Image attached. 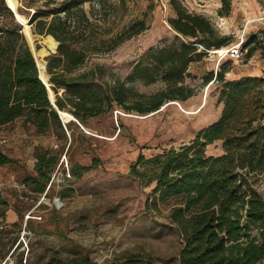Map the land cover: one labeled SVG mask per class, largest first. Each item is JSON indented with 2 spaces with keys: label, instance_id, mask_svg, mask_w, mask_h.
Wrapping results in <instances>:
<instances>
[{
  "label": "rangeland",
  "instance_id": "374dc122",
  "mask_svg": "<svg viewBox=\"0 0 264 264\" xmlns=\"http://www.w3.org/2000/svg\"><path fill=\"white\" fill-rule=\"evenodd\" d=\"M62 2L5 0L6 6L13 4L23 36L22 27L29 22L31 31L26 37L45 57V70L47 57L57 51L45 46V35L34 33L30 19L37 10L54 8ZM181 2L190 12L207 16L221 35L230 37L229 45L211 49L202 60L190 64L183 84L195 88L196 95L185 102H167L147 115L129 113L114 105L112 110L89 118L86 124L67 112L66 124H74L73 133L65 127L66 137L52 131L39 134L23 119L10 124L7 130L0 128V136L9 141L15 137L10 145L0 147L16 160L0 166V264L7 259L6 264H40L54 254L64 259L88 255L98 264L136 254L152 258L156 264H179L183 242L170 220L176 201L170 199L154 208V184H146L148 178L140 181L133 177L131 165L140 153L152 158L164 149L189 143L201 128L221 117V83L203 85L205 74L217 71L228 60L233 61V69L227 78L238 76L235 68L264 64L261 48L249 59L224 53L253 33L264 39V0H230L228 15L219 12L222 0ZM84 7L91 24L77 32L78 47L87 54L78 73L95 70L97 81L105 88L124 85L134 94L152 95L167 89L169 84L164 80L145 84L133 78L132 72L139 62L152 66L150 54L155 49L179 48L184 40L168 23L174 16L170 0H94ZM141 22L147 26L144 31L112 47L115 38ZM11 24L8 13L0 17L3 29L11 28ZM63 91L60 88V94ZM37 146L51 148L60 158L49 194L38 197L28 191L26 183L29 175L35 174ZM206 152L222 155L223 141L208 145ZM257 188L264 197V177Z\"/></svg>",
  "mask_w": 264,
  "mask_h": 264
},
{
  "label": "trees",
  "instance_id": "16d2710c",
  "mask_svg": "<svg viewBox=\"0 0 264 264\" xmlns=\"http://www.w3.org/2000/svg\"><path fill=\"white\" fill-rule=\"evenodd\" d=\"M87 2L94 0H63L59 6L39 9L32 15L34 33L45 35V46L57 49L47 57L46 73L45 57L26 37L31 31L29 22L22 27L23 36L13 4L6 6L5 0H0V17L8 13L12 23L6 30L0 26V128L23 119L39 134L52 131L66 137L58 110L65 120L68 112L86 124L89 118L112 110L114 105L129 113L147 115L167 102H185L197 94L195 88L183 84L190 64L202 60L211 49L220 50L230 43V37L221 35L207 16L190 12L181 0H170L174 16L168 23L184 40L179 48L155 49L150 54L152 66L139 62L132 72L133 78L145 84L164 80L169 84L167 89L152 95L134 94L124 85L108 89L97 81L95 70L77 72L87 56L78 47L77 33L91 24L84 7ZM230 7V0H222L220 14L228 15ZM146 28L144 22L133 25L113 40L112 47ZM242 44L248 49L246 59L259 48L264 57V39L259 34H251ZM232 69L233 61L228 60L217 71L203 76V85L221 83L218 101L223 111L217 121L201 128L189 143L164 149L152 158L140 153L131 165L133 177L140 181L148 178L146 184H154V208L170 199L176 201L170 220L183 242L179 264H264V197L257 188L264 177V77L228 79L226 75ZM40 77L46 84L49 80L57 108ZM60 88H64L62 94ZM73 124H66L72 133ZM218 140L223 141L224 153L209 155L206 147ZM35 158V174L26 181L28 191L36 197L47 196L60 158L51 148L41 146L36 147ZM15 161L0 147V166ZM40 264L98 263L88 255L64 259L54 254ZM101 264L156 263L152 258L125 254Z\"/></svg>",
  "mask_w": 264,
  "mask_h": 264
},
{
  "label": "crops",
  "instance_id": "0c3cea01",
  "mask_svg": "<svg viewBox=\"0 0 264 264\" xmlns=\"http://www.w3.org/2000/svg\"><path fill=\"white\" fill-rule=\"evenodd\" d=\"M235 69L238 70V72H239L238 73V76L237 77H231V76L228 75V79L238 78L239 76H242V75L264 76V64L263 63H260V64L257 63L255 66L250 67V68H247V69H243V70H240L238 68H235ZM17 121H15V122H17ZM8 128H9V125L2 127L3 130H7ZM0 133H3V132H0ZM14 139H15V137L13 136V137L10 138V141H12ZM10 141L8 143L9 145H10ZM1 180L2 179H0V181Z\"/></svg>",
  "mask_w": 264,
  "mask_h": 264
},
{
  "label": "built area",
  "instance_id": "2783aa9c",
  "mask_svg": "<svg viewBox=\"0 0 264 264\" xmlns=\"http://www.w3.org/2000/svg\"><path fill=\"white\" fill-rule=\"evenodd\" d=\"M247 51H248V49L246 47H243L242 43H241L240 45H237V46L230 47V48L226 49V51L224 53L231 54L232 56L240 58V57L245 56ZM7 143H9V139L4 137V136H0V146L6 145ZM7 261H8V259L5 260L4 262H2L1 264H6Z\"/></svg>",
  "mask_w": 264,
  "mask_h": 264
},
{
  "label": "water",
  "instance_id": "95a60500",
  "mask_svg": "<svg viewBox=\"0 0 264 264\" xmlns=\"http://www.w3.org/2000/svg\"><path fill=\"white\" fill-rule=\"evenodd\" d=\"M13 11V10H12ZM14 12V11H13ZM14 14H15V17H16V20H17V22L22 26V23H21V21L18 19V17L16 16V13L14 12ZM27 40V39H26ZM27 43H28V45H29V47H30V44H29V41L27 40ZM58 45H59V42H58ZM57 48H58V46H57ZM30 49H31V47H30ZM31 51H32V53H33V55H34V52H33V50L31 49ZM56 51H57V49H56ZM39 69V68H38ZM46 72H47V70H46ZM39 73H40V70H39ZM39 76H40V74H39ZM40 79L44 82V80L40 77ZM48 79H49V75H48ZM45 83V85H46V87H47V90H48V92H49V97H50V101H51V103L55 106V108H57V106H56V104H55V99L53 98V97H51L50 96V86H48L47 84H46V82H44ZM58 110V109H57ZM58 112H59V115H60V118H61V120H62V122H63V124H64V126L66 127V120H64V118L62 117V115H61V111H59L58 110ZM58 201L59 200H56V203H58Z\"/></svg>",
  "mask_w": 264,
  "mask_h": 264
},
{
  "label": "bare ground",
  "instance_id": "6f19581e",
  "mask_svg": "<svg viewBox=\"0 0 264 264\" xmlns=\"http://www.w3.org/2000/svg\"><path fill=\"white\" fill-rule=\"evenodd\" d=\"M13 11H14V9H13ZM219 53V52H218ZM47 73V72H46ZM48 75V74H47Z\"/></svg>",
  "mask_w": 264,
  "mask_h": 264
}]
</instances>
